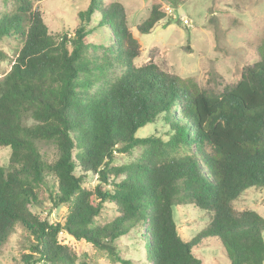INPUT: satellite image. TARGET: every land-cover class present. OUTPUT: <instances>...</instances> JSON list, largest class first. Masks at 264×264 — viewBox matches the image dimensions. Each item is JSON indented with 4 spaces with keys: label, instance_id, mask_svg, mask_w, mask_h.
<instances>
[{
    "label": "trees",
    "instance_id": "trees-1",
    "mask_svg": "<svg viewBox=\"0 0 264 264\" xmlns=\"http://www.w3.org/2000/svg\"><path fill=\"white\" fill-rule=\"evenodd\" d=\"M39 1L0 12V39L21 42L0 78V146L10 147L0 165V247L19 224L32 237L24 264H88L59 240L63 231L130 264L116 241L140 230L148 264H204L193 249L210 237L229 264H264V217L233 206L245 189L264 188V42L236 82L212 93L151 60L134 64L141 48L122 2L89 0L72 34H52ZM163 16L153 4L136 28L147 33ZM96 29L107 30L105 41L89 38ZM158 118L165 136H136ZM43 142L56 148L51 162ZM89 173L93 189L83 185ZM40 192L67 207L62 222L31 210ZM104 202L114 204L110 219ZM186 204L208 220L189 240L174 219Z\"/></svg>",
    "mask_w": 264,
    "mask_h": 264
},
{
    "label": "rangeland",
    "instance_id": "rangeland-1",
    "mask_svg": "<svg viewBox=\"0 0 264 264\" xmlns=\"http://www.w3.org/2000/svg\"><path fill=\"white\" fill-rule=\"evenodd\" d=\"M122 2L126 8L127 24L138 40L141 51L134 59L135 65L148 60L169 72L190 80L212 93L222 90L225 84L236 82L242 68L258 59L259 46L264 42V0H106ZM89 0H42L34 2L50 33L66 31L73 33L77 11L86 8ZM158 4L164 13L147 33L137 30L147 17L153 4ZM170 7L172 15L165 12ZM15 0H0V12L13 10ZM185 18L186 22L181 18ZM105 29H96L89 38L95 42L107 39ZM20 39H0V78L5 75L14 60ZM167 125L162 118L137 130L136 136L155 133L165 136ZM39 150L47 162L56 157V148L51 142L39 144ZM9 146H0V165L7 162ZM117 161L128 160L120 155ZM49 177V176H48ZM50 180V178H49ZM98 183L96 174L89 173L83 185L93 189ZM41 203L32 205L31 210L48 221L62 222L67 213L63 204L53 207L47 192H40ZM238 209H252L264 217V188L250 187L242 191L233 201ZM114 204L104 202L101 216L111 218ZM174 219L179 235L189 240L208 220L202 210L191 204L174 208ZM31 235L19 224L0 247V264H24L21 255L29 252ZM59 240L73 248L79 260L88 264H121L108 258L105 251L94 248L84 240H76L65 231ZM145 240L140 230L121 236L116 244L120 255L130 259V264H148L145 258ZM193 252L203 259L204 264H229L222 244L216 238H207ZM39 264V263H37Z\"/></svg>",
    "mask_w": 264,
    "mask_h": 264
},
{
    "label": "built area",
    "instance_id": "built-area-1",
    "mask_svg": "<svg viewBox=\"0 0 264 264\" xmlns=\"http://www.w3.org/2000/svg\"><path fill=\"white\" fill-rule=\"evenodd\" d=\"M165 12L167 13V14H169V15H172L173 14V11H172V9L170 8V7H165ZM181 19H183V21H185L186 22V20H185V18H181Z\"/></svg>",
    "mask_w": 264,
    "mask_h": 264
}]
</instances>
